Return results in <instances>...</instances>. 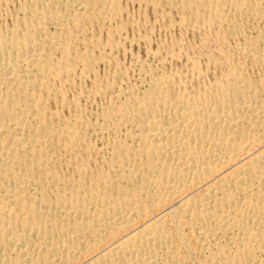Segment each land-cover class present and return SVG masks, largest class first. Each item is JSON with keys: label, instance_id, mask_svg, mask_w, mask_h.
Segmentation results:
<instances>
[{"label": "bare ground", "instance_id": "obj_1", "mask_svg": "<svg viewBox=\"0 0 264 264\" xmlns=\"http://www.w3.org/2000/svg\"><path fill=\"white\" fill-rule=\"evenodd\" d=\"M17 2L0 26V264H264V0ZM122 3L221 32L219 54L182 55L195 90L161 52L131 56L127 83ZM202 59L221 69L209 84Z\"/></svg>", "mask_w": 264, "mask_h": 264}, {"label": "rangeland", "instance_id": "obj_2", "mask_svg": "<svg viewBox=\"0 0 264 264\" xmlns=\"http://www.w3.org/2000/svg\"><path fill=\"white\" fill-rule=\"evenodd\" d=\"M17 1L18 0H0V26L7 27L11 24V22H12L11 20H13L15 15H17V13H16L17 8H18V5H17L18 2ZM122 4H123L122 5V11L124 10L123 11L124 13L122 12V14L120 15L121 17H119V18L121 19L120 24H122L123 27H125V24H126V27H125L126 29L122 33H123V38L128 40V41L125 40V46L123 47V48H125V49H123L124 54H122V53L118 54L117 53L118 54V57H117L116 56L117 54L115 53L116 54L115 56H116V59L119 58L118 62L121 65L122 70L124 68L127 69V70L125 69L128 73V75L126 76V77H128V79H126L127 83L129 85H131L135 82L133 80L135 79V76H136V70L135 69L137 67H136L135 62H133L135 59L134 57L138 58L139 61L142 60L140 63H142V64L144 63V65L148 64L150 66L152 64V66H154V65L158 66V64L154 60L152 61V58H150L147 53H149V52H159L160 53L161 52L160 54L166 53V56L168 58L169 57L171 58V56L175 58L174 61H173V59H167V61H165L164 71L167 73H170V74L174 73L173 75L176 74L179 78L186 79L188 82L187 87L189 85V87H191V90H195V88L197 87V84L194 85L195 82L190 79V76H189L190 70L188 69L187 64L184 63L183 57L192 58V56H193V58L194 57L196 58L197 55H198L197 57H201L204 54V52H202V51H206V49H208L207 51L214 50L215 52H218L219 50H217V49H220L219 48L220 45L218 44V42H216L217 40L215 39V37L218 36L217 33H221V32L220 31L216 32V30H213V32H212L211 29L208 30V32H207V29H204L202 32L203 34L202 33L193 34L190 32L188 33L185 31H180L178 29H170L167 26H165L164 24L159 23L158 19L155 17L154 14H152L153 12L151 10L143 8V7L139 8V6L136 4L133 6H131L130 4H127V3H122ZM126 20H127V22H126ZM156 21H158V22H156ZM129 22H130V24H128ZM214 31L216 32V34L213 35ZM206 32L209 36H207V34H205ZM202 35L203 36L205 35V36L203 37ZM202 37H203V39H202ZM205 37H207V38H205ZM200 39H202L201 42H200ZM213 39H215V40H213ZM130 42L132 43V46H131ZM202 42H204V44ZM205 42H209V43L205 44ZM211 42H213V43H211ZM128 43H129V46H128ZM203 45H204V47H203ZM142 46H143V48H142ZM200 46H201V48H200ZM217 46H218V48L216 49ZM198 50H200L201 53H203V54H201L200 51H198ZM162 51H163V53H162ZM222 51L223 52L228 51V54H226V53L223 54L224 56L228 55V56L236 59L234 52L231 49V47H227L226 49H222ZM230 51L233 53H231ZM145 53L147 56L144 55ZM170 54H171V56H169ZM173 54H175L176 56ZM218 54H219V52H218ZM182 55H184V56L182 57ZM131 56H134L133 57L134 59ZM177 56H180V57L177 58ZM138 59H135V60H138ZM200 62H203V63H200ZM206 62L207 61H204V59L199 61V65H200L199 68L202 69V72L205 75V76L203 75L204 77H202V81H204L205 84L208 82H211L213 80L212 78H214L213 76L219 75L220 74L219 71H221V69H217V70L215 69L216 71L214 69H213L214 71L211 69H207L208 67L206 66L207 65ZM133 66H135V67H133ZM107 69L108 68L106 66H102V67L100 66V67H98V69H96V71H97L96 73L99 76H106L109 73V69L108 70ZM125 70H123L124 73H125ZM168 70H169V72H168ZM209 70L212 72H209ZM213 72L218 73V74L216 75ZM128 80H130L129 82H131V84L128 82ZM85 85L88 86L87 83H85ZM92 100L90 102H85V104H84V101H82L80 104L86 110L90 111V113H95L96 111L98 112L100 110L99 108H101L105 102L103 100L99 99L98 97L95 99H92Z\"/></svg>", "mask_w": 264, "mask_h": 264}]
</instances>
